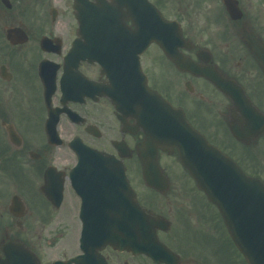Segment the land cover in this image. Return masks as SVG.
<instances>
[{
	"label": "flooded vegetation",
	"instance_id": "obj_1",
	"mask_svg": "<svg viewBox=\"0 0 264 264\" xmlns=\"http://www.w3.org/2000/svg\"><path fill=\"white\" fill-rule=\"evenodd\" d=\"M148 1L167 19L177 18L178 4L184 1L181 13L189 10L185 18L176 19L184 38L178 50L184 64L176 65L159 43L140 40L146 47L137 56L148 87L179 108L209 142L255 174L249 161L251 146L264 143V0ZM225 1L236 2V18L227 12ZM67 11L56 9L54 18L21 26L28 40L20 45L5 40V29L14 25L0 22V260L5 259V246L22 243L40 264H65L71 259L69 264H225L221 253L207 247L200 230L209 226L211 217L205 212L198 222L189 210L195 196L203 194L185 168H176L175 150L158 151L159 178L155 186L146 184L138 151L143 129L136 114L114 108L112 80L101 72L98 56H82L87 48L69 56L74 42L86 41L78 34L82 25L73 19L72 10L69 20ZM122 11L127 15L126 7ZM128 19L125 16L123 24L125 43L135 40L130 32L136 25ZM110 37L114 41L113 34ZM136 49L124 50L125 59L131 60L129 54ZM194 67L203 73L195 74ZM230 121L249 127L253 135L258 126L263 130L253 137L244 130L249 143L243 144L231 135ZM73 142L118 162L120 168L108 167L110 161L108 166L101 160L86 163L103 166L97 171L121 172L117 179L132 188L135 211L140 207L165 223L157 235L172 253L167 263H156L129 247L119 250L106 244L96 249L90 242L82 243L83 222L96 220L98 211L109 212L105 220L112 224L129 222L130 199L128 194L122 207L114 210L97 209L96 198L78 193L89 176L81 168L73 170L78 163ZM87 202L92 206L82 208Z\"/></svg>",
	"mask_w": 264,
	"mask_h": 264
},
{
	"label": "water",
	"instance_id": "obj_2",
	"mask_svg": "<svg viewBox=\"0 0 264 264\" xmlns=\"http://www.w3.org/2000/svg\"><path fill=\"white\" fill-rule=\"evenodd\" d=\"M3 1L6 6H9L7 1ZM85 4L84 0H74L75 16L79 19V13L85 10ZM94 5L96 6V4ZM116 6L117 4L114 9L117 11L120 8ZM7 38L13 44L25 41L19 28L8 29ZM169 55L174 56L175 53H169ZM125 79L126 77L120 74L119 80ZM128 88L132 90V86H128ZM136 95L135 92L133 97ZM146 95L147 99L145 98V100L137 95L133 105L134 108L135 104L137 105L146 120L142 125L145 130V138L139 146V151L143 153L141 157L144 162L146 180L152 183L151 179L157 173V147L163 149L175 147L183 166L191 172L198 187L219 209L232 240L248 264H264V184L258 179L247 177L226 155L209 145L185 122L179 111L170 108L166 102L161 100H155L158 103L156 107H153L154 97L149 93ZM231 131L237 138H242L234 126H231ZM81 150L90 153L91 158H95V155L102 158L101 155H97L96 151L87 148H81ZM103 189L108 191H102L107 192V196L114 195L110 193L113 191H109L107 187ZM116 189L117 186L114 185V190ZM118 190L117 192H119ZM130 195L132 196V194ZM144 217L145 236L144 246L141 245V248L154 257L157 248L155 236L157 223L149 216L145 215ZM127 239L128 241H126ZM107 240L108 238L105 237L101 242ZM140 240H138V236L135 238L122 236L120 241L133 247ZM17 264H37V262L24 247L18 245Z\"/></svg>",
	"mask_w": 264,
	"mask_h": 264
},
{
	"label": "rangeland",
	"instance_id": "obj_3",
	"mask_svg": "<svg viewBox=\"0 0 264 264\" xmlns=\"http://www.w3.org/2000/svg\"><path fill=\"white\" fill-rule=\"evenodd\" d=\"M10 1L12 2V8L6 13H4L5 11L4 8L0 6V22L2 25L15 24V25L24 26L35 23L36 24L42 23L45 21L46 18H48L47 11H49L51 6H55L59 10H68L66 13L69 16V20L70 18H72L70 14L71 12L70 8L72 5L71 0H66L65 2H58V3H53L50 0H10ZM178 1H183V0H178ZM184 6H186L185 1L181 5L178 4V9H180V12L177 13V18L180 19L185 18L186 15L189 13V10L187 11V13H181ZM174 15H175L174 13H169V16L171 17ZM61 20H64V18L63 17L59 18V23H62ZM3 27L1 28L3 29ZM237 150L238 153L242 152V148L240 147H238ZM252 151L254 153L253 155H256L258 158L256 160L257 162H254V164L257 165V169L255 172H257L258 175L264 180V143L259 142L252 148ZM165 158L166 157L164 156L162 157L161 159L162 162L165 161ZM176 168H179V166L177 165ZM189 206H190L189 210L194 211L193 216L196 218L198 222H201L203 219L202 217L204 213L202 212V210L208 213L209 217L216 216L214 208L210 206L205 201V198L201 195L195 196V205L193 209L191 205ZM213 225L215 226V224ZM214 228L212 227L213 230H211L210 232H206V235H204L206 236L204 237L205 238L204 240L208 241L207 247L213 251L221 253L224 256L226 264H241L236 254V251L229 242L226 232L223 231L224 229H222L220 222L219 225H216Z\"/></svg>",
	"mask_w": 264,
	"mask_h": 264
}]
</instances>
